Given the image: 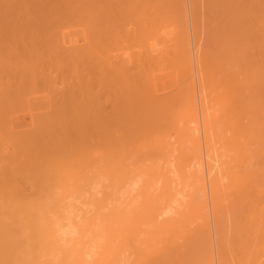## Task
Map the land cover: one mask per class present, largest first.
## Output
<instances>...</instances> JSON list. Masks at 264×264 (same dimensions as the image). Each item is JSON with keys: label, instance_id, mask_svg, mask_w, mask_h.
I'll use <instances>...</instances> for the list:
<instances>
[{"label": "bare ground", "instance_id": "bare-ground-1", "mask_svg": "<svg viewBox=\"0 0 264 264\" xmlns=\"http://www.w3.org/2000/svg\"><path fill=\"white\" fill-rule=\"evenodd\" d=\"M0 264H264V0H0Z\"/></svg>", "mask_w": 264, "mask_h": 264}]
</instances>
